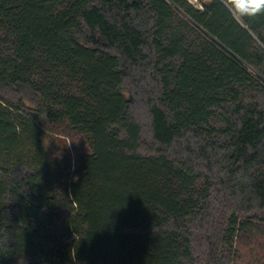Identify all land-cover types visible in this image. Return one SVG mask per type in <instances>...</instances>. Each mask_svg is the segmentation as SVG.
I'll return each mask as SVG.
<instances>
[{
	"label": "trees",
	"instance_id": "trees-1",
	"mask_svg": "<svg viewBox=\"0 0 264 264\" xmlns=\"http://www.w3.org/2000/svg\"><path fill=\"white\" fill-rule=\"evenodd\" d=\"M233 5L0 0V264H264V11Z\"/></svg>",
	"mask_w": 264,
	"mask_h": 264
},
{
	"label": "rangeland",
	"instance_id": "rangeland-1",
	"mask_svg": "<svg viewBox=\"0 0 264 264\" xmlns=\"http://www.w3.org/2000/svg\"><path fill=\"white\" fill-rule=\"evenodd\" d=\"M195 1V0H192ZM48 148L52 153L65 152H80L84 149V143L82 137L79 135H64L61 131L52 134V138L48 141ZM248 250L245 248L244 252Z\"/></svg>",
	"mask_w": 264,
	"mask_h": 264
},
{
	"label": "clouds",
	"instance_id": "clouds-1",
	"mask_svg": "<svg viewBox=\"0 0 264 264\" xmlns=\"http://www.w3.org/2000/svg\"><path fill=\"white\" fill-rule=\"evenodd\" d=\"M233 6L241 15H256L264 11V0H234Z\"/></svg>",
	"mask_w": 264,
	"mask_h": 264
},
{
	"label": "snow or ice",
	"instance_id": "snow-or-ice-1",
	"mask_svg": "<svg viewBox=\"0 0 264 264\" xmlns=\"http://www.w3.org/2000/svg\"><path fill=\"white\" fill-rule=\"evenodd\" d=\"M241 7H243V5H241Z\"/></svg>",
	"mask_w": 264,
	"mask_h": 264
}]
</instances>
